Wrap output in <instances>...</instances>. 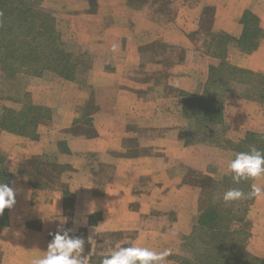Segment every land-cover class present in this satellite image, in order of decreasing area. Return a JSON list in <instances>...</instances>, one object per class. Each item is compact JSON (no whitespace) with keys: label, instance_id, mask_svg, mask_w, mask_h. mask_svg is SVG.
Instances as JSON below:
<instances>
[{"label":"crops","instance_id":"crops-1","mask_svg":"<svg viewBox=\"0 0 264 264\" xmlns=\"http://www.w3.org/2000/svg\"><path fill=\"white\" fill-rule=\"evenodd\" d=\"M49 3L63 38L67 30L93 59L84 85L60 81L51 91L50 73L29 79L33 104L49 110L36 138L0 127V170L10 174L16 199L5 225L0 215V264H32L58 227L84 239L89 264L133 244L171 249L168 264H179L191 256L214 182L229 175L218 179L225 157L236 154L226 142L264 133V103L238 94L240 85L225 98L223 124L202 131L184 114L181 94H204L220 63L213 40L240 38L246 11L264 28V0ZM227 60L264 74V39L250 54L230 45ZM6 100L0 97V118L4 107L17 108ZM253 182L264 188V177ZM231 229L247 234L245 251L264 260V197Z\"/></svg>","mask_w":264,"mask_h":264},{"label":"trees","instance_id":"trees-1","mask_svg":"<svg viewBox=\"0 0 264 264\" xmlns=\"http://www.w3.org/2000/svg\"><path fill=\"white\" fill-rule=\"evenodd\" d=\"M44 0H0V69L7 80H18L19 76L41 77L50 71L59 77L74 81L78 64L73 54L63 49L61 32L56 18L43 10ZM243 34L233 38L226 34L213 40L211 54L220 60L218 66L210 68V75L204 94L192 97L185 93L183 112L194 120L200 131L223 124L224 103L231 86L237 84L246 91L248 100L264 103V74L238 68L227 60L230 45L250 54L259 48L264 39L261 22L250 10L242 18ZM20 109L4 107L0 127L12 133L37 137V128L42 119L49 117L47 108L33 104L30 94L25 92L18 102ZM233 152H247L250 146L264 151V133L247 132L242 139L226 142ZM10 174L0 170V183L9 184ZM252 181L235 184L231 174L214 182L209 205L199 218L189 249L191 256L180 259L179 264H264L245 251L247 234L232 231L235 222H243L249 206L255 199H242L225 204L218 191L240 188L250 191ZM7 211L1 225L7 223ZM188 246V243H187ZM105 256L92 259L100 264Z\"/></svg>","mask_w":264,"mask_h":264},{"label":"clouds","instance_id":"clouds-1","mask_svg":"<svg viewBox=\"0 0 264 264\" xmlns=\"http://www.w3.org/2000/svg\"><path fill=\"white\" fill-rule=\"evenodd\" d=\"M111 51L117 52L118 45L113 44ZM227 171L235 184L241 181H256L264 177V151L250 146L247 152L236 153L234 158L229 160ZM262 197H264V188L253 182L247 193L240 188H230L223 194V201L228 204L246 198L260 199ZM15 204L14 188L6 183H0V215L5 209L13 208ZM95 210V206L92 205L89 208V214L94 213ZM73 231V229L58 227L55 233H50L52 239L47 245V250L42 256L36 257L32 264H89V255H85L84 250L85 241L73 235ZM170 255L171 249L157 252L135 244L116 246L109 255L101 259L100 264H168L167 258Z\"/></svg>","mask_w":264,"mask_h":264},{"label":"rangeland","instance_id":"rangeland-1","mask_svg":"<svg viewBox=\"0 0 264 264\" xmlns=\"http://www.w3.org/2000/svg\"><path fill=\"white\" fill-rule=\"evenodd\" d=\"M49 1H51V0H49ZM66 1H68V0H66ZM161 3H163V1H161ZM55 5H56V3H55ZM43 8H44L43 10H45L46 12L50 13L51 15H54L53 9H51L52 7H50V3L47 4V5L43 4ZM153 11H154V9H153ZM168 11L170 13V8H168ZM168 11L165 12V14L168 13ZM165 18H168V17L166 16ZM58 29H59V31L61 32V35H62L61 40H62V44H63V49L66 52H69V53L73 54V60L75 61V63L78 64V68H77V71H76V74H75L76 76H75V80L74 81L63 79V78L59 77L58 75H56L55 73L50 72V71L45 72L42 76L46 75L47 73H50V74H47V75H49L48 76L49 77V81L48 82H49V85L51 86V88H50L51 91L60 89L59 87L62 85V82H60V81L74 82L76 84L78 83V84H81V85L86 84L85 82H86V78H87V75H88V68L91 65V62H92V59H93V57H91V55H89L88 52H85L83 50V48L77 47V45L75 44L74 40L71 39L72 36L69 34V32L66 29H65L66 30L65 31V37H66L65 39L63 38V34H62V31L60 30L59 26H58ZM262 29L264 30L263 27H262ZM68 34L70 35V37L68 36ZM150 48L152 49L154 47L151 45ZM32 77L33 76H19L18 80H12L11 81V80H7L6 79L5 74H3V72L0 69V97L3 96L9 102L11 101V103L17 107L16 109H20L22 107V105L20 103H18V102L23 98V95L26 92L27 86L29 84V79L32 78ZM238 91H239V92H237L238 94H241V95H246L247 94L246 91L243 88L241 90H238ZM221 130L222 129H220V131ZM224 160L226 161V167H225L226 169L223 168L222 172H219L220 173V177H221V175L223 177V175H224L223 171L224 170H226V172H227V164H228L230 159L227 158V156H226ZM228 174H230V173H228ZM222 177L218 178V179H222ZM224 193H225L224 189H220L218 191V196L217 197L223 196Z\"/></svg>","mask_w":264,"mask_h":264}]
</instances>
